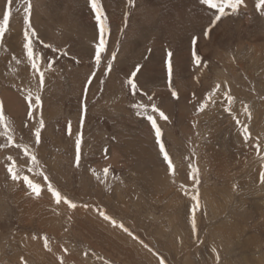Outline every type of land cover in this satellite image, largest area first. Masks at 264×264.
Here are the masks:
<instances>
[{
    "label": "rangeland",
    "instance_id": "1",
    "mask_svg": "<svg viewBox=\"0 0 264 264\" xmlns=\"http://www.w3.org/2000/svg\"><path fill=\"white\" fill-rule=\"evenodd\" d=\"M188 1L175 6L170 4L176 0L165 1V8L171 6L167 25L159 19L137 17L138 0L131 5L129 0L117 5L100 0L109 27L101 71L111 52H117L113 71L101 75L94 62L99 25L90 0H41L36 13L54 38L40 33L33 23L40 0H31L30 19L38 35L67 51L65 56L38 46L56 63L46 73L41 93L45 128L35 150L52 183L78 207L57 206L46 190L40 198L29 195L26 185L13 182L7 173L6 157H15L17 165L25 168L23 156L18 150L0 148V264H61L60 257L63 264H160L161 257L165 264H216L213 247L220 253L219 264H264V183L260 180L264 172V15L256 7L258 0H245L237 15L217 23L207 46L198 40L202 63L207 64L199 77L204 67L192 61L191 38L176 19L178 9ZM25 7L26 0H13L10 26L0 44V100L13 122L17 142L33 144V125L38 126L40 113L28 122L23 92L28 88L35 92L37 80L22 50L28 19ZM173 8H177L175 13ZM5 10L6 0H0V17ZM198 10L200 18L191 27L199 31L209 25L202 16L205 8L199 5ZM71 14L89 37L69 34ZM124 43L129 45L127 63H119ZM168 50L174 53L178 99L167 87ZM137 63L143 65L139 83L145 81L151 91L145 85L143 89L154 94L155 103L169 117L157 122L178 170L175 184L158 155L150 122L137 116L132 107L141 98L147 102L143 91L133 96L125 83ZM93 71L96 77L85 95L86 79ZM217 83L221 89L215 105L210 103L197 113L202 98ZM229 88L235 97L233 114L249 125L253 139L248 142L233 115L225 111L223 92ZM244 104L249 106L251 120L243 113ZM81 135L77 167L75 142ZM256 137L261 138L260 156L251 146ZM190 156L201 181L196 232L191 224ZM104 168H109L106 178ZM29 175L43 185L42 177ZM182 183L188 185V196L179 191ZM97 209L123 223L139 239L113 227ZM44 236L51 252L43 245Z\"/></svg>",
    "mask_w": 264,
    "mask_h": 264
},
{
    "label": "snow or ice",
    "instance_id": "2",
    "mask_svg": "<svg viewBox=\"0 0 264 264\" xmlns=\"http://www.w3.org/2000/svg\"><path fill=\"white\" fill-rule=\"evenodd\" d=\"M199 4L205 8L206 11L211 13L209 16V26L205 31H203L200 35L193 34L190 39L191 44V58L194 64L199 67H207L206 63H202V55L199 54L197 49V42L201 38V35L204 37H208L212 30L216 27L218 22H221L222 18L230 17L232 15H237L244 5L245 0H198ZM12 3L13 0H6V10L0 19H2V23H0V44L3 42V38L5 37V33L8 31L10 26V18L12 17ZM92 10L95 12V19L99 25V42L95 44L94 49V62L95 68L97 71H101L102 60L104 59L103 54L107 51V40L106 34L109 32V27L107 23V16L103 10V7L100 3V0H90ZM134 0H129V4H133ZM256 7L261 10V15H264V0H258ZM31 12H32V3L31 0H26V7L24 15L27 17V27L23 31V44L22 50L26 55L27 63L30 65L31 74L37 80V88L35 92L31 89H25L23 92L24 98L27 101V119L28 122L31 123L33 120H36L35 113H40L39 119L37 121L38 126L33 125L34 132V141L33 144L29 143H20L17 142L16 139V130L13 125L11 119L6 115L4 102L0 100V139H2V143H0V148L3 149H15L18 150L19 153L24 158L25 168L19 167L17 165V160L15 157L9 155L6 157V160L9 162L7 164V173L9 174L10 179L13 182L20 183L26 185L29 195H34L36 198H40L43 191H47L51 194L52 198H54V202L57 206L62 203L68 205L72 209H76L78 205L70 200L66 195L62 194L61 191L52 183L49 176L47 175V171L44 165L41 163V160L38 158L37 151L35 150V146H38L41 143V133L45 128V121L42 116V96L41 93L45 87L46 73L54 70V65L56 61L54 59H49L45 56L44 52L40 51L39 45H43L45 49H51L53 53H60L62 55H67V51L61 48H57L53 46L51 43H45V41L38 35L36 29L31 24ZM13 59H17L13 56ZM117 59V52H111V58L107 60L104 69L101 71V75L105 73H111L113 71V64ZM78 62V61H77ZM19 63V60H17ZM143 65L137 63L134 65V69L130 71L126 75L125 83L128 85V89L131 95L137 96L139 93L143 91V96L147 97V102H145L142 98L139 102H136L132 105L135 109V113L137 116H142L146 119V121L150 122V128L154 130V143L158 148V155L161 157L162 163L165 165L166 172L170 174L171 182L173 184L176 183V178L178 175V170L176 165L173 162L172 157L168 149L166 148V144L163 138V132L161 127L158 124V119L163 121H168L169 117L162 111L154 100V94H149V92L143 89V86L139 83V74H141ZM174 53L171 50L167 51L166 54V80L167 87L170 91V94L174 98H179V94L174 87ZM96 77V71H93L89 78L86 79V86L84 88L85 95L88 92V87L93 82V78ZM221 89V84L217 83L214 88L207 92L206 96L202 98L201 102L197 107V113H203L209 104L215 105L216 94ZM225 104V111L229 114L233 115V119L236 124L240 127L241 135L245 142H248L252 138V134L249 130V125L246 122H242L238 117L233 114L232 105L235 102V97L231 94V90L226 89L223 92ZM86 112V105H85ZM243 113L247 116L248 120H251V112L249 110V106L244 104ZM83 125V121H81V126ZM195 126V124H194ZM31 131V129H30ZM69 134L70 125H69ZM199 135V133H197ZM255 142L251 145L258 156L261 153V138H254ZM81 143H82V135L78 136L75 142V162L78 167L81 160ZM107 152V149H105ZM192 155H195V151L192 152ZM261 159H264V156H261ZM187 167L190 172L191 180H192V194L191 200L193 201L192 205V229L194 232L197 231V221L195 213L197 210L201 208V198L199 193L198 185L201 183L199 178V168L196 164L192 162L191 156L187 158ZM105 178L108 175L109 168H104L103 170ZM29 174H35L36 176L42 177L43 185L41 183L36 182L34 179L30 178ZM93 174L97 175V179H99V175L93 170ZM261 183H264V172L260 175ZM179 191L183 193V195H189V188L186 184L178 185ZM83 207L87 208L88 205H83ZM98 214L105 220L108 221L113 227L119 228L131 236L133 239H139L136 237L132 231L126 227L123 223L118 222L114 217L108 215L106 211H102L97 209ZM35 238V237H34ZM143 244V241H140ZM43 245L49 252L52 251L50 247L49 240L47 236L43 237ZM144 247H148L147 244H144ZM151 251V249H149ZM67 252V249H64ZM213 253H215L216 264H219L221 259L219 251L213 247L211 249ZM87 255V253H85ZM61 264H63V257L59 258ZM108 264V262H105ZM160 264H165L163 258H160Z\"/></svg>",
    "mask_w": 264,
    "mask_h": 264
},
{
    "label": "bare ground",
    "instance_id": "3",
    "mask_svg": "<svg viewBox=\"0 0 264 264\" xmlns=\"http://www.w3.org/2000/svg\"><path fill=\"white\" fill-rule=\"evenodd\" d=\"M49 1V0H48ZM111 3L110 5H117V2H121V0H109ZM166 0H138L137 2V13H136V16H140L141 19L145 18L144 20L142 21H145L146 19L147 20H150V21H157V19H159V21L162 23V22H168L167 25H170V22L168 20H165V19H168V9L169 7H166L168 5L167 2H165ZM43 2V1H42ZM42 2L40 0V2H37L36 3V6H35V10H34V19H33V23L36 25L37 29L40 31V33H46V34H50L53 38H54V34L49 32L48 28L46 25H44L43 23H41V20L38 18V14L36 13V11H38V8H40L42 5ZM68 2V1H67ZM83 2V1H82ZM81 2V4H82ZM181 3V0H176V3L174 4H170V5H179ZM73 3V2H72ZM39 4V5H37ZM48 4V3H47ZM45 4V5H47ZM75 4V3H74ZM73 4V6H74ZM77 4V2H76ZM75 4V5H76ZM80 4V6H81ZM183 5L185 6H181L178 10L179 12H177L178 14L176 15V19L178 18V22L177 24L180 25V26H183V28L185 29V33H187L188 36H190V38L192 37L193 34H197V35H200L203 31H205L206 29H202V30H195L193 29L192 24L196 23V19L199 17V14H200V11L198 10V6L200 5L198 0H189L188 2H184ZM79 6V5H77ZM202 7V6H201ZM68 8V7H67ZM77 8H80V7H77ZM204 8V7H202ZM171 9V8H170ZM175 11H177V8H173V12L175 13ZM171 12V11H170ZM73 14L70 15V20H69V34H83V36H87L89 37V35H91L90 33H88L87 31L88 30H83L82 28H79V22L75 19V17H72ZM211 15V13H209L208 11H204L203 15L202 16H206L207 17V20H208V25H209V16ZM57 16V15H56ZM59 16V15H58ZM201 16V17H202ZM200 18V17H199ZM198 18V19H199ZM227 17L225 18H222V20L226 19ZM135 20V19H134ZM172 20V19H171ZM221 20V21H222ZM225 21V20H224ZM136 22V21H135ZM154 22V23H155ZM174 22V21H173ZM173 22L171 25H173ZM219 23V22H218ZM142 24V22H141ZM140 24V25H141ZM157 24V23H156ZM221 24V23H220ZM219 24V25H220ZM224 24V23H223ZM175 25V24H174ZM222 25V24H221ZM220 25V26H221ZM263 28H264V22L262 24ZM151 26V25H150ZM149 26V27H150ZM195 26V25H194ZM148 27V26H147ZM148 27V29H149ZM152 27V26H151ZM218 27V26H217ZM160 28V27H159ZM220 28V27H219ZM147 29V30H148ZM192 29V30H191ZM163 33H165L166 31L164 29H161ZM151 31V30H150ZM161 32V31H160ZM193 32V33H191ZM88 33V34H86ZM67 34V32H66ZM153 34V32H152ZM179 33L178 32H174V35H178ZM130 35V34H129ZM146 35H149L150 36V32L149 34H146ZM68 36V34H67ZM133 36V35H132ZM130 38V37H129ZM177 38H179V40L181 39V37L177 36ZM209 39V36L208 37H204L203 35H201V38L199 40L202 41L203 45L204 46H207L205 45L207 40ZM60 40V38H59ZM130 40V39H129ZM128 48H129V45L127 43H124L122 48H121V51H120V55L118 57V61L119 63L123 62L125 63L127 61V55L129 54L128 52ZM153 48V47H152ZM135 57V55H134ZM135 59V58H134ZM127 63V62H126ZM125 65V64H124ZM205 73V67L200 69L199 70V74L198 76L201 77L203 74ZM200 79V78H199ZM142 80V79H141ZM192 82V81H191ZM142 85L144 87H146L148 90H150L147 86V84L145 83V81H142L141 82ZM190 86V85H189ZM151 91V90H150Z\"/></svg>",
    "mask_w": 264,
    "mask_h": 264
}]
</instances>
